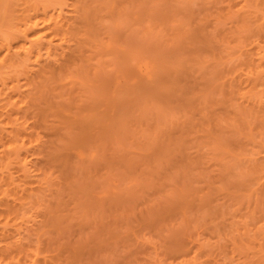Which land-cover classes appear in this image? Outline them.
I'll list each match as a JSON object with an SVG mask.
<instances>
[{"label": "rangeland", "instance_id": "obj_1", "mask_svg": "<svg viewBox=\"0 0 264 264\" xmlns=\"http://www.w3.org/2000/svg\"><path fill=\"white\" fill-rule=\"evenodd\" d=\"M110 2L97 7L94 42L41 57L64 69L61 84L45 65L48 80L30 71L40 93L23 64L9 68L27 95L12 98L25 149L15 157L0 136V264H264V92L243 91L264 75L241 76L264 44V0H113L112 14ZM138 55L187 62L173 73L184 90L156 94L149 80L147 95ZM111 91L117 120L79 133L88 100L111 111Z\"/></svg>", "mask_w": 264, "mask_h": 264}, {"label": "bare ground", "instance_id": "obj_2", "mask_svg": "<svg viewBox=\"0 0 264 264\" xmlns=\"http://www.w3.org/2000/svg\"><path fill=\"white\" fill-rule=\"evenodd\" d=\"M106 2H108V0H0V82H1L0 83V85H1L0 86V90L2 91V92L0 91V94L2 96V97L0 96V100H3V101H0V102H2V103L4 102L3 104L1 103L2 107L0 105V107H1L0 108V123H2V120L5 119V124L4 125L0 124V136H1V139H3L2 138L3 135H4L3 133H5V136H6L7 139H6V141H2V142H3V144H4V142H7V144L5 143L6 144L5 147L8 148L12 153H14L15 157H18V156H16L15 152H13V151H16L18 153V151H21V150L25 149L24 148L25 145L23 143H19L18 142V136L20 135V133H24L25 129H24L23 125H22L23 121L22 122L19 121L18 114H19L20 110L18 109L19 108L18 105H17V107L14 108V104L16 103L15 102L16 99L15 98L12 99V98L14 96H17V99H18V98H21V97H27V95L26 96L23 95L22 91L20 90L21 84L18 82V79H17L19 74L16 73V76L12 75L13 76L12 77L10 75L11 72H9V68L10 69L12 67L14 68L13 65L23 64L25 66V68H26L25 69L26 70L25 71L26 72V74H25L26 85L29 86V84L30 85L32 84L35 87V89H37L39 85L36 88V85L31 83L32 80H30V76L28 74L30 71L31 72L34 71V72H37V73L39 72L38 73V75H39L40 72L43 71L42 69H44L45 66H46L48 71H50L49 68L51 70L53 69L52 73L53 74L55 73V75H52V77L58 76L59 72L61 74V71L64 72V74H65L66 72L64 71V69L60 70L61 68L59 67L60 69H57V70H59V72H56V69H55V72H54V68L56 66L55 67H49V65L51 63H53V61L56 62L58 60L57 57L59 55H61V52L64 51L63 49H66V47H67V44H66L67 41L69 43V41L72 42V39L76 40L77 38H79V41H80V39H87V40H91V42H94L92 40L96 39V34H97L96 31L97 30L95 29V26H96V24L98 22V18H99L98 14L96 13V10H97V7L100 4L102 5V3L105 4ZM112 2H113V0H112ZM112 2H110V4H107V5H110L108 7V11L111 14L113 13L112 12L113 7L111 5ZM67 7H69V11L70 12L67 15H63L62 10L64 8H67ZM51 10L52 11L56 10L57 13L56 14L50 13ZM231 13H233V12L231 11ZM231 13L228 14L227 18H231V17H229V15L232 16ZM248 18H249V16H248ZM243 19L240 18L239 19L240 21L238 20V23H237V26H239V28L241 27V29L244 28L243 23H244V25L247 22L249 23L248 20H246L247 22H245L244 21L245 19L244 20ZM239 22L240 23L243 22V23L239 25ZM262 22L264 23V21H261V23ZM248 27H249V25H248ZM256 28H257V26H256ZM202 41L205 42L204 39L203 40L201 39V42ZM81 42H82V40L79 43H81ZM239 42H241V41H239ZM79 43H78V45H80ZM63 44H64V46L66 45L65 48H62V47H64ZM72 44H73V42H72ZM78 45H76V47H78ZM61 48H62V51L60 50ZM67 48H69V46ZM207 48L208 47H205V49H207ZM241 49H244V48H241ZM255 49L256 50L254 51V53H255L256 58L258 60L255 57L254 58L258 61V62L255 61V62H257V64L254 63V66L253 65L251 66V63H249V66L246 67L247 68L245 70L246 72L244 73V70L241 71L243 73V74H241V76L245 75V77H243V78H247L246 79L247 81L251 80V79H248V77H246L248 75H249V78L250 77L253 78L255 75L257 76L258 74H260V77H259L260 79H261V73H262V75H264L263 74L264 73V44H262L261 46L257 45V47H255ZM69 50L70 49H68L67 52H68V54L70 53V55H71V51L69 52ZM213 50H214L213 48H210L208 50V52L210 51V53H211V54L208 53V54H210L208 56H211V55L213 56L214 55L215 57L214 56L213 57L215 59L213 57L212 58L215 61V63H218V59L219 58L218 57L216 58L217 55H216V53ZM59 51H61V52H59ZM139 53H141V52H139ZM44 54L47 57H49L50 55L53 57L54 55H52V54H55V55L57 54V56H55L56 58L53 57L54 58L53 60H50L51 58H49L50 62H49V60H47V61H45V63L49 62L50 64L47 63L45 65V64H43L44 62L42 63V61H44L45 58L41 61V59H42L41 57ZM65 55H67V53ZM244 55H245V53H244ZM46 56H43V57H46ZM142 56L138 55V58L134 57V60H133L134 63L132 61L131 64L133 63L132 66H135L136 70H137V68H144V70H145V73H143L142 69L139 70V71H142V73L141 72H139V73L143 75V81L147 80V81H145L146 83L145 82H144L145 84L142 83L143 82L142 79H141L140 83H139L138 80H135V82L137 81L141 85L144 84L145 87H146V84L148 83L149 80L155 84L154 89L156 91L154 89H152L153 93H150L149 89H150V87H152L151 86L152 83L149 81L150 83H148V84H150V86L149 87L147 86L149 93L146 92L147 91V87H146V91L144 90L147 95H153L155 93L157 94L158 93L157 89H158V91L160 90V93L162 91H164L162 93H167L165 91H170L171 92L172 88L174 90L175 87H179L178 84L180 85V83L177 84V82H179L178 81L179 79L177 80L176 77H173V73H174L175 76H177L175 73H178V72H176V71L177 70L180 71V69L182 70L183 68H186L185 65L186 64L188 65L187 62H185V65L183 66V64H184L183 61L178 63L177 62L178 59L177 60L175 59L176 61L174 59L171 60L172 59L170 57L171 55L168 56L169 59L167 58V56H165V57L163 56V58L160 57L162 59H159V57H156L154 59H152V58L149 59V58L142 57ZM70 57H72V56H70ZM152 57H154V56H152ZM55 59H56V61H55ZM196 59H193L192 62H194L198 66L202 62H201V60H198V59L196 61ZM216 59H217V61H216ZM251 59H250L251 62H253V58L252 57H251ZM59 60H60V58H59ZM65 60H66V58L64 59V61ZM68 60L69 59H67V61ZM70 61H69V63H70ZM179 61H180V59H179ZM198 61H200V62H198ZM210 61H212V60H210ZM248 61H249V59H248ZM194 63H192V64H194ZM64 64H68V62H66V63L64 62L63 65ZM121 64L122 63H119L118 67H122L123 64L122 65ZM125 64L126 65H130L129 63L127 64V62L124 63V65ZM58 65H60V64H58ZM196 65H193V66L197 67ZM214 66H217V64L214 65ZM130 67H131V65H130ZM180 67H182V68H180ZM47 69H44L45 73L47 72ZM128 69H129V66H128ZM185 71H186V69H185ZM44 72H41V73L43 74ZM96 72L97 71H95V73ZM116 72H117V73H115L116 75L118 73L121 74V71L119 72L118 69L116 70ZM7 73H9V74H7ZM48 73L49 72H47V74ZM52 73L50 72V74H52ZM83 73L85 75H83ZM83 73H82L83 76L80 75V77H79V80H80L79 82L81 83V81L83 82V80L85 81L87 79L88 81H90V83H88V86H90L91 79L88 78V75L86 76V74H89V71L88 72L86 71V72H83ZM216 73H217V71H216ZM254 73H255V75H254ZM211 74H212V72H211ZM7 75H9V77L11 76L12 78L11 77L10 78L7 77ZM61 75H62V77L60 76L58 78H60V79L63 78V76H64L63 73ZM126 75H128V77H129V74L126 73ZM41 76L40 77L39 76L36 77V78H38L37 81H39L41 79L40 82H38V84H40V85L43 82ZM42 77H44L43 78V80H44L45 79V75L43 74ZM83 77H84V79H83ZM217 77H219V76H217ZM77 78H78V76L76 77V79ZM174 78H176V80ZM259 78L255 77L254 80L255 79H259ZM60 79L58 80L57 78H55V80H56L55 82L58 83L57 82V80H58L59 81L58 84H61V81L63 79H61V80ZM5 80H7V81L9 80V82H6ZM45 80H48V79H45ZM115 80H118V79H115ZM119 81H122V80L119 79ZM119 81H117V82L119 83ZM123 81H125V80H123ZM256 81L257 80H255L252 83L253 85H250L249 88L247 87L246 88L247 90H243L244 94L247 92L249 94V96L251 97V95H254V94L258 93V92H260V93L264 92V88L260 89V86H259L260 84L263 85L262 82H264V81L261 80L262 82L260 84L258 83L259 81H257V82ZM117 82L115 81V83H117ZM125 82H127V81H125ZM242 83H243V80H242ZM44 84H46V83L43 82L42 85L39 86V90L42 91ZM86 84H87V82H86ZM131 84L134 86L133 83H131ZM154 84H152V85L154 86ZM103 85H104V83L102 84V86ZM181 86H182V89H183L184 82H183V85H181ZM181 86L179 87L180 89H181ZM207 86H209V85H207ZM1 87H2V89H1ZM115 87H116V85H114V88H113L114 90H115ZM261 87H263V86H261ZM40 88H42V89H40ZM39 90L37 89L36 91L38 92ZM142 90L143 89H141V91ZM41 91H39V92L41 93ZM154 91H155V93H154ZM170 92H168V93H170ZM141 93L139 95H141ZM144 93H143V95H144V97H146L145 96L146 94H144ZM143 95H141V96L143 97ZM204 95L206 96V94H204ZM28 96H30V95H28ZM109 96H110L109 97L110 99H108V100H109V104L111 106V111L109 110L107 112L104 109H102V110L98 109L97 110V105H99V104H97L98 103V98L96 96H93V100L96 101V102L94 103L92 99L90 100L92 102H90L88 100V102H90L91 104L92 103H94V104L90 105V103H88V102L86 103L87 106L88 107L91 106V108L90 109L88 108V111L86 113L84 112L83 116H82V114H80L81 115V119H80V115L77 114V113H82V110L79 111V112H76L77 116H79L78 118L81 120V121L79 120V125L77 127L79 129V126H80L79 133H106V128H107V125H108L107 119L110 118L113 121L117 120V119H115L116 118V114L113 111H115L114 108H116L117 105H118V101H117L118 97H116L117 94H115V92H112V91L110 92ZM30 97H34V96L32 95ZM142 97H140V98H142ZM144 97L142 98V101H144L145 99L148 100V98H149V97H146V98H144ZM154 97H156V96H154ZM151 99H152V97H151ZM144 102H146V100ZM94 105H95L96 109H95V107L92 108ZM85 106L83 107L84 111H85ZM109 112H111V114H113V115L110 114L109 115L110 117H108V113ZM74 114L75 113H73V115ZM71 115L72 114H70V116ZM114 115H115V117H114ZM74 116H71L72 119H73ZM76 118L77 117H74V120L78 122V120H76ZM72 119L70 118L71 121H72ZM75 121H74L75 124L72 123L73 122L72 121L71 125L74 124L73 126H75L76 125ZM119 122H121V120H119ZM75 128H76V126H75ZM77 138H78L77 139L78 141L80 139H82L81 136H78ZM74 140H72V141H74ZM4 148H3V150H4ZM9 150L8 151L5 150L3 153H6V152L11 153ZM10 155H12V154H10ZM24 163H26V161H24ZM24 171H26V169ZM25 176H27V175H24V178H25ZM6 182H8V180ZM3 194H5V193H3ZM9 246H10V244H9Z\"/></svg>", "mask_w": 264, "mask_h": 264}]
</instances>
